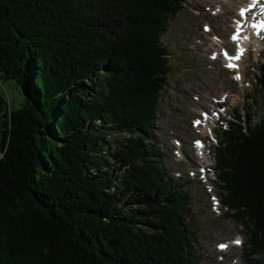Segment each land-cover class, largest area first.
<instances>
[{
  "label": "trees",
  "instance_id": "obj_1",
  "mask_svg": "<svg viewBox=\"0 0 264 264\" xmlns=\"http://www.w3.org/2000/svg\"><path fill=\"white\" fill-rule=\"evenodd\" d=\"M183 2L0 0V80L22 94L0 99V264H197L189 181L167 175L150 136L161 37ZM235 108L213 173L244 263L264 264V108L255 121Z\"/></svg>",
  "mask_w": 264,
  "mask_h": 264
},
{
  "label": "rangeland",
  "instance_id": "obj_2",
  "mask_svg": "<svg viewBox=\"0 0 264 264\" xmlns=\"http://www.w3.org/2000/svg\"><path fill=\"white\" fill-rule=\"evenodd\" d=\"M241 3V0H184L181 9L166 19L161 37L166 47L168 69L165 86L159 91L157 116L152 122L150 136L158 148L167 175L180 180L183 185L189 181L184 185L188 192L185 220L194 236L192 249L196 252L197 264H244L242 242L247 239L244 228L227 216L221 206V189L212 170L208 171L209 182H205L201 174H195L203 169L202 164L206 161L213 164V148L220 139L221 124L235 107L244 117L252 116L253 121L260 117L264 108L260 102V88L254 78L264 63V32H260L256 42L242 41L247 55L240 52L242 55L237 59L239 79L235 71H231L234 68L226 65L219 55V48L224 44L229 48L236 46L233 36L238 34L237 39L240 40L239 34L245 32L247 37L251 30L246 26L249 25L247 22L241 32L234 31V20ZM253 14L249 12V19H254ZM240 47L236 46L234 51L241 50ZM194 95L205 96L207 100L194 104ZM0 99L13 108L19 106L22 94L14 81L0 80ZM0 106L4 108V104L0 103ZM203 106L207 121L200 118L201 121L192 123L199 118L194 116ZM217 116L221 120L215 123ZM1 125L0 115V130ZM206 137L204 145L207 146L202 152L207 160L204 161L200 157L201 150H197L194 143L197 145L196 139ZM175 143L179 152L173 146ZM234 240L241 243L233 245ZM219 243L220 249H224L222 252L216 250ZM254 258L264 263V254H256Z\"/></svg>",
  "mask_w": 264,
  "mask_h": 264
},
{
  "label": "bare ground",
  "instance_id": "obj_3",
  "mask_svg": "<svg viewBox=\"0 0 264 264\" xmlns=\"http://www.w3.org/2000/svg\"><path fill=\"white\" fill-rule=\"evenodd\" d=\"M239 2H240V0H239ZM241 2L242 3H244V0H241ZM242 7H240L239 8V11H240V9H241ZM253 12V11H252ZM230 15H231V13H229ZM245 15H247L246 13H245ZM244 15V16H245ZM237 18V17H236ZM229 19L227 18V20L226 21H228ZM240 20H238V22H239ZM229 22V21H228ZM261 21L260 20H254L253 22H252V25L253 24H256V25H259V23H260ZM235 28H236V30H239V29H243V28H245L244 26H243V23L241 24V26H238V23H237V25H235ZM249 29V28H248ZM204 31V33L205 34H207L208 33V31L207 30H203ZM257 31H259V29L257 28V29H254L253 27H251V33H250V30H249V34L247 33V37L245 36V32L241 35V34H239V37H240V40H238V39H235V41L233 42L236 46H241L240 48H241V51L245 54V55H247V50L245 51V46L242 44V41L243 40H245V39H247L248 40V42H249V44L251 43V42H256V41H258L259 40V35H257L256 33H257ZM232 33V32H231ZM260 34V33H259ZM246 42V41H245ZM248 44V45H249ZM255 44V43H254ZM210 45L211 46H214V44L213 43H210ZM246 45V44H245ZM222 50L224 51V52H226V54H229L230 52H231V48H229L226 44H224L222 47ZM221 48H219V50L221 49ZM247 49V48H246ZM202 51V50H201ZM245 51V52H244ZM204 53H207V50L204 52ZM205 60L208 62V59L205 57ZM233 61V59L232 58H228V61H227V63H230V62H232ZM239 62H243V60L242 61H239ZM235 63V68L234 69H232L231 71H235L234 72V74H236V75H238L239 74V67H238V61H236V62H234ZM238 70V71H237ZM210 95H212L211 93H210ZM213 96V95H212ZM194 97L195 98H192L193 100H194V104H197V103H200V101L201 100H207V97H205V96H199V95H194ZM204 109V106L203 107H201L200 108V110L202 111ZM200 110H198L197 112H198V114H197V116H194V117H198L199 116V113L201 112ZM200 111V112H199ZM205 111V110H204ZM195 120V119H194ZM203 122V121H202ZM201 124V123H200ZM195 137V136H194ZM202 140H206L205 138L204 139H202ZM193 141H194V139L193 140H190V143H193ZM178 143V142H177ZM177 143H175L173 146L177 149V151L179 150V146H178V144ZM190 145V144H189ZM195 145H196V143H195ZM200 145V144H199ZM205 146H207V145H204L203 146V148H201V152L202 151H204V149H205ZM188 149H191L190 147L188 148ZM197 149H199L198 147H197ZM179 152V151H178ZM194 155V154H193ZM200 157L204 160V161H206L207 160V156L206 155H203V152L202 153H200ZM194 158H195V155H194ZM194 167V166H193ZM218 247H219V249H220V244L218 245Z\"/></svg>",
  "mask_w": 264,
  "mask_h": 264
},
{
  "label": "snow or ice",
  "instance_id": "obj_4",
  "mask_svg": "<svg viewBox=\"0 0 264 264\" xmlns=\"http://www.w3.org/2000/svg\"><path fill=\"white\" fill-rule=\"evenodd\" d=\"M257 2H259V0H257ZM253 6H254V5H253ZM245 11H251V9L241 10L240 15H241L242 17L245 15ZM262 13H264V9H262ZM252 27H253L254 29H257V28L259 29V31H257V33H256L257 35H259L260 32H264V21H261V22L259 23V25L253 24ZM237 38H238V34L232 37V39H234V40L237 39ZM240 55H242V53L236 55L235 57H232V59H239V58H240ZM229 67H233V65H229ZM236 78L239 79L240 77L237 75ZM197 146H200V145H199V142H197ZM235 243H236V244H239L240 241L237 240V241H235ZM223 247H224V246L221 245V248H223Z\"/></svg>",
  "mask_w": 264,
  "mask_h": 264
}]
</instances>
